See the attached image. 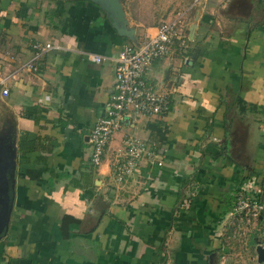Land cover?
<instances>
[{"label": "crops", "instance_id": "1", "mask_svg": "<svg viewBox=\"0 0 264 264\" xmlns=\"http://www.w3.org/2000/svg\"><path fill=\"white\" fill-rule=\"evenodd\" d=\"M118 1L128 35L91 0H0V264H226L225 211L238 191L264 195V0ZM165 23L185 41L147 76L167 111L125 123L94 167L114 57ZM35 43L51 48L35 59ZM127 134L148 154L119 179Z\"/></svg>", "mask_w": 264, "mask_h": 264}, {"label": "built area", "instance_id": "2", "mask_svg": "<svg viewBox=\"0 0 264 264\" xmlns=\"http://www.w3.org/2000/svg\"><path fill=\"white\" fill-rule=\"evenodd\" d=\"M223 1V0H220ZM185 47L182 35L176 31L173 23L161 25L156 34L140 45L125 43L121 45L114 57V83L112 91L104 105L103 112L94 123L88 134L92 152L89 162L99 167L105 155V149L112 136L125 123L133 126L136 118L143 116L164 115L170 102L169 93L160 90L148 79V73L156 60L168 57L175 48ZM35 59L41 58L51 44H33ZM100 55H87L92 62H100ZM27 68L37 71L36 65L30 63ZM6 96L8 90L1 89ZM124 149H117L113 153L112 170L117 178L127 177L136 166V161L148 149L141 140L134 135L127 134L123 140ZM232 211L244 217H257L264 214V198L258 195H246L238 191L232 201ZM231 213V212H230Z\"/></svg>", "mask_w": 264, "mask_h": 264}, {"label": "rangeland", "instance_id": "3", "mask_svg": "<svg viewBox=\"0 0 264 264\" xmlns=\"http://www.w3.org/2000/svg\"><path fill=\"white\" fill-rule=\"evenodd\" d=\"M240 160L242 162L244 158L240 157ZM251 162L256 167L255 157ZM251 170L253 174H256L253 168ZM256 176H259V182L263 184L262 190L264 191V168H262L260 174ZM245 194L249 196L254 195L253 191L245 192ZM225 213H229V215L221 224L220 231H218L217 238L219 241V248L220 250L226 251L225 253L223 252L224 257L227 256L228 251H235L233 253L235 254L234 257L232 255L229 257L231 260H227L226 258V264H258L256 261L255 247L257 244H261L264 247V214H259L254 218L244 217L242 214L237 215L233 213L232 205L227 208ZM255 239L258 243H256ZM224 257L221 258L222 261ZM260 264H264V262Z\"/></svg>", "mask_w": 264, "mask_h": 264}, {"label": "water", "instance_id": "4", "mask_svg": "<svg viewBox=\"0 0 264 264\" xmlns=\"http://www.w3.org/2000/svg\"><path fill=\"white\" fill-rule=\"evenodd\" d=\"M91 1L99 3L109 12V14L113 17V20L115 21L114 26L115 28H117L118 33L120 35H128V33L123 30L124 24L126 23V19H125V13L118 0H91ZM6 165L7 163H5L4 161L1 162L0 166L3 169V171L5 170ZM2 176L3 177H0V183L3 185V183H5L4 179L6 177H4L5 175ZM2 194L5 195L2 199L4 202L6 199V194L4 192H2ZM262 196H263L262 198H264V195ZM9 214H10V207H8L7 202H5L4 205L0 207V233L6 229ZM256 243H258L257 240ZM255 251H256L257 263L260 264L264 262V247L261 244H257L255 247Z\"/></svg>", "mask_w": 264, "mask_h": 264}, {"label": "trees", "instance_id": "5", "mask_svg": "<svg viewBox=\"0 0 264 264\" xmlns=\"http://www.w3.org/2000/svg\"><path fill=\"white\" fill-rule=\"evenodd\" d=\"M24 142H26V139L25 138L24 139H21V149H22V147H24V148L26 147V145L24 144ZM67 219H68V217H67Z\"/></svg>", "mask_w": 264, "mask_h": 264}]
</instances>
